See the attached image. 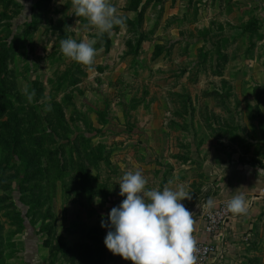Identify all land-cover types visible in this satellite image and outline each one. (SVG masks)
<instances>
[{
	"label": "rangeland",
	"instance_id": "obj_1",
	"mask_svg": "<svg viewBox=\"0 0 264 264\" xmlns=\"http://www.w3.org/2000/svg\"><path fill=\"white\" fill-rule=\"evenodd\" d=\"M110 2L125 23L100 37L71 0H0L1 253H111L101 220L129 170L149 190L222 156L264 170V30L217 23L216 0ZM69 37L97 40L91 68ZM222 264H264V213Z\"/></svg>",
	"mask_w": 264,
	"mask_h": 264
},
{
	"label": "clouds",
	"instance_id": "obj_2",
	"mask_svg": "<svg viewBox=\"0 0 264 264\" xmlns=\"http://www.w3.org/2000/svg\"><path fill=\"white\" fill-rule=\"evenodd\" d=\"M71 4L75 16L87 21L84 27L95 28L100 37L125 23L110 0H71ZM96 43V39L77 42L69 37L60 40V51L66 58L91 68ZM25 95L31 102L35 90L25 89ZM50 110L49 105L46 111ZM147 183L139 170H129L122 176L118 184L124 199L107 214V222L101 220V227L109 229L104 239L107 250L132 264H196L193 214L181 203L191 200V194L183 186L149 190ZM204 207L214 208L215 201L209 198ZM226 208L232 214H245V196L232 195Z\"/></svg>",
	"mask_w": 264,
	"mask_h": 264
},
{
	"label": "crops",
	"instance_id": "obj_3",
	"mask_svg": "<svg viewBox=\"0 0 264 264\" xmlns=\"http://www.w3.org/2000/svg\"><path fill=\"white\" fill-rule=\"evenodd\" d=\"M215 4L217 23H223L227 29L235 28L244 31V26L253 22L255 23L254 31H244L246 35L264 30V0H216ZM223 157L219 162L210 161L211 169L206 180L189 175L181 177L175 171L159 185L161 191L165 186L173 190L183 186L191 194V200L185 199L181 203L193 214L192 235L194 239L212 243L214 247L213 264H222L228 261L231 253L241 247L243 240L248 239L260 215L264 213V196L257 197L260 189H264V170L260 171L247 163H240L235 155L226 157V159ZM226 163H231V165L224 168ZM159 177L163 178V174L160 173ZM194 181L203 183H199L198 187ZM237 193H242L245 196L247 212L233 214L215 233H205L201 218L202 206L209 198L216 201ZM254 197L256 198L254 199ZM102 240L104 241V239ZM20 242L24 244L21 249L15 248L11 251L12 253L0 252V264H132L130 260H124L107 251L95 253L96 248L94 250L91 248V241L83 240L80 237L77 238L76 247L87 245L92 251L84 253L83 249H79V252L72 253L70 261L63 253L57 251L54 252V255L32 253L29 250V246L32 245L31 241ZM20 242L17 244H21Z\"/></svg>",
	"mask_w": 264,
	"mask_h": 264
},
{
	"label": "built area",
	"instance_id": "obj_4",
	"mask_svg": "<svg viewBox=\"0 0 264 264\" xmlns=\"http://www.w3.org/2000/svg\"><path fill=\"white\" fill-rule=\"evenodd\" d=\"M258 196H264V189H260ZM231 197L220 198L215 201V207L212 209L201 208V218L203 220V229L207 234L215 233L222 227L233 215L227 211L226 202ZM256 197H254L255 199ZM196 246L194 255L196 264H213L214 247L211 242L195 239Z\"/></svg>",
	"mask_w": 264,
	"mask_h": 264
},
{
	"label": "trees",
	"instance_id": "obj_5",
	"mask_svg": "<svg viewBox=\"0 0 264 264\" xmlns=\"http://www.w3.org/2000/svg\"><path fill=\"white\" fill-rule=\"evenodd\" d=\"M243 29H244V31H251L252 32L255 29V23L250 22V23L246 24ZM19 173L20 174H24L25 173V167L22 164L20 166Z\"/></svg>",
	"mask_w": 264,
	"mask_h": 264
}]
</instances>
